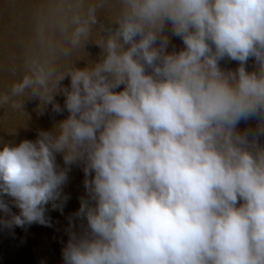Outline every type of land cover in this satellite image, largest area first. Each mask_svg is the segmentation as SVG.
<instances>
[{
	"label": "clouds",
	"instance_id": "1",
	"mask_svg": "<svg viewBox=\"0 0 264 264\" xmlns=\"http://www.w3.org/2000/svg\"><path fill=\"white\" fill-rule=\"evenodd\" d=\"M32 101L67 116L0 135V230L78 165L62 264H264V0H0V129Z\"/></svg>",
	"mask_w": 264,
	"mask_h": 264
},
{
	"label": "water",
	"instance_id": "2",
	"mask_svg": "<svg viewBox=\"0 0 264 264\" xmlns=\"http://www.w3.org/2000/svg\"><path fill=\"white\" fill-rule=\"evenodd\" d=\"M172 44L177 49L182 47L178 38H173ZM92 59L98 54V49L91 47ZM222 67L236 68L238 65L234 61H222ZM79 66H83L81 63ZM249 70L252 69V63L249 62ZM68 81H65L67 83ZM60 103H63V97H57ZM38 101H32L26 104V110L31 114V120L28 121V128H19L26 121V115H14L7 125L0 129V135L5 140H13L19 142L22 139H35L36 130H49L53 127L55 121L64 119L67 116L56 115L49 111L42 116H38L34 111ZM245 123L241 122V129L245 127ZM18 129L17 136H8L15 129ZM57 162L64 166L62 156H57ZM69 179L64 187V194L69 196V200L64 207V213L58 210H51L49 206L48 215L52 221V227H46L39 224H33L26 228H15L14 230H0V264H62L61 249L66 243L68 236L65 228L68 225V216L79 208V197L85 194L83 186L84 174L82 167L73 165L68 173ZM14 211H16L14 209Z\"/></svg>",
	"mask_w": 264,
	"mask_h": 264
}]
</instances>
